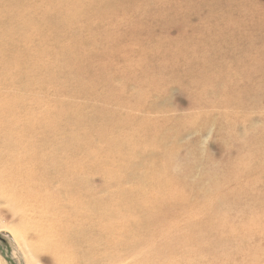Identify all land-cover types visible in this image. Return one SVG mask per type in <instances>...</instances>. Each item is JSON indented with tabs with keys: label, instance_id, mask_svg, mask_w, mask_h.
<instances>
[{
	"label": "bare ground",
	"instance_id": "6f19581e",
	"mask_svg": "<svg viewBox=\"0 0 264 264\" xmlns=\"http://www.w3.org/2000/svg\"><path fill=\"white\" fill-rule=\"evenodd\" d=\"M147 1L0 0V85L9 92H0V199L7 204V211L16 215L17 225L12 230L22 247L35 254L52 256L55 264H78L82 261L79 252L84 248L90 258L86 264H98L100 259H109L115 264H173L175 250L180 246L178 242L190 244L193 241L188 239L190 236L200 235L212 239L227 226L221 219L224 211L216 206V203L220 205L216 193L204 192L193 198L176 179L167 180L163 198H155L147 192H143L141 199H136L134 192L123 195L117 204L121 218L115 222L99 217L100 202L90 197L89 190L82 191V176L93 170L105 173L116 182L123 165L116 164L115 158L128 162L147 148L158 149L157 139L164 137L161 127L127 114L124 111L127 102L120 97H116L114 111L95 110L94 114H88L84 105L54 101L44 107V112H37L40 109L27 107L38 101V94L29 102L15 90L16 79L25 78L27 90L33 84L39 85L42 91L49 85H57L79 96L112 95L117 79L130 81L133 78L134 81L138 78L131 68L120 66L136 54L125 45L145 41L148 46L139 51L141 62L152 60L167 65L172 58L181 56L187 60L189 78L184 81L174 76L171 82L203 83L213 91V85L219 81L198 78L197 72L224 69V63L211 66L216 63L208 55L190 58L197 53L199 45L186 43L184 46L180 41L179 44L170 41L154 44L155 38L149 37L146 31L152 26L151 18L143 13V4ZM156 1L153 5L161 2ZM164 15L158 10L155 12V16ZM3 16L8 19L3 21ZM133 17L139 20L135 22ZM106 18L111 19L109 30L84 24ZM64 22L69 25L67 34L60 31ZM118 24H125L128 34L113 39L110 34L116 31ZM29 26H34L30 35H19L24 30L28 32ZM43 32L44 38L37 44L36 52L27 53L25 50L30 48L33 36ZM57 43H60L58 47ZM98 61L108 62L95 68L94 63ZM238 62L234 71L228 73L230 79L226 82L235 96L207 103L209 106H218L226 99L244 109L257 108L264 102V96H251V80L241 90L244 95L237 94L236 79L248 78L254 64L247 53ZM152 85L158 88L159 84ZM208 97L203 88L194 102L207 101ZM130 104L139 106L140 101L133 99ZM63 116H68L70 121L63 123ZM203 116L210 118L208 114ZM224 118L232 130L240 122L250 120L242 111L229 112ZM79 130L83 131V138H74ZM114 130H118L117 136L109 138ZM92 135L98 137L99 144L91 140ZM252 138L241 152L260 162L259 166L251 162L239 166L223 182L215 180L213 190H221V187L227 190L233 179L239 186L228 190L230 195L237 196L239 189L261 180L264 151L260 144L264 142V132ZM80 146L84 148L77 152ZM84 155L88 157L86 165L82 164ZM167 170L168 166L159 170L156 177L165 179ZM252 221L257 222L256 226L261 225L254 217ZM142 228L151 230V237L133 242ZM181 235L187 237L180 239ZM100 245L104 250H99ZM139 251L143 252L139 255ZM129 258L132 259L129 261Z\"/></svg>",
	"mask_w": 264,
	"mask_h": 264
},
{
	"label": "rangeland",
	"instance_id": "374dc122",
	"mask_svg": "<svg viewBox=\"0 0 264 264\" xmlns=\"http://www.w3.org/2000/svg\"><path fill=\"white\" fill-rule=\"evenodd\" d=\"M157 1L161 2L153 5L154 0H148L143 4L145 10L143 13L152 21V26L146 30L149 37L155 38L154 44L165 41L175 44L180 41V45L184 46L186 43L199 45L197 53L190 58L208 55L216 63L211 66L224 63V69L222 67L197 72L198 78L219 81L213 85V91L203 83L187 85L171 82L174 76L184 81L189 78L186 72L187 60L181 56L172 58L167 65L152 60L141 62L139 51L148 46V42L145 41H134L125 45L132 48L136 54L129 62L120 63V66L131 68L138 74V78H134L136 79L134 81L133 78L130 81L117 79L113 84L112 95L98 93L93 96H79L57 85H49L46 91H42L39 85L33 84L27 90L25 78L16 79L15 90L29 102L34 94H38V101L29 103L27 107L40 109L37 112H44V107L54 101L58 104L65 101L74 105H84L88 114H94L95 110L114 111L117 109L116 97H120L127 102L124 108L127 114L136 119L150 120L161 127L164 137L157 139L158 149L147 148L128 162L115 158L116 164L123 165V171L116 182L105 173L93 170H88L82 176V191L86 193L85 191L89 190L90 197L100 202L99 217L103 219L108 217L115 222L121 218L117 204L123 195L134 192L135 198L141 199L144 196L143 192H147L155 198H163L166 195L163 186L167 180L176 179L193 198L204 192L216 193L220 203V205L216 203V206L224 211L221 219L227 226L221 229L219 235L211 237L213 240L200 235L188 236V239L193 241L184 244L187 246L178 242L180 246L175 250L173 264H264V174L255 185L239 189L241 192L237 196L230 195L228 190L239 186L233 179L229 181L227 190L224 187H221V190L219 188L213 190L215 180L223 182L227 175L239 166L249 162L256 166L260 164L241 152V149L249 144L256 134L264 132V102L257 108L249 106L245 109L228 102L227 99L235 95L226 87V82L230 79L228 73L234 71L235 65L240 64L238 60L247 53L249 59L254 61L253 68L250 66L253 71L248 78L236 79L235 83L238 85L236 92L238 95H244L241 90L245 87L244 84L251 80V96L257 98L264 96V0ZM157 10L162 12V15L168 14L163 17L155 16ZM6 19L8 17L3 16V21ZM132 19L135 22L139 20L135 17ZM128 20L131 21V18ZM114 22L115 20H112L113 24ZM64 23L66 25L63 24L60 31L67 34L69 25ZM84 24L102 27L105 30L112 26L110 18L102 21L92 19ZM115 26H118L116 31L110 34L111 37L113 35V39L128 34L125 32L127 28L125 24ZM215 27L218 29L215 30ZM33 29L34 26H29L28 32L24 30L19 35H30ZM44 35V32L34 35L30 48L25 51L34 54L37 44ZM205 38L208 40L198 43ZM59 44L57 43L56 47ZM106 62L108 61H98L94 66L98 68ZM154 82L159 84L158 88L152 85ZM203 88L209 94L207 101L194 102V98ZM0 92L9 93L3 85H0ZM225 98L227 99L218 106L208 105ZM133 99H138L140 105L132 106L130 102ZM235 111H242L250 120L240 122L239 126L232 130L224 115ZM204 114L210 115V118L202 117ZM61 121L65 123L70 119L63 116ZM117 134L118 130H114L109 134V138H115ZM83 136L82 130L74 133V138L81 139ZM91 140L95 144L100 143L96 135H92ZM260 147L264 151V142ZM83 148L80 146L76 150L80 152ZM98 150L99 148H96V151ZM87 163L88 157L84 155L82 164ZM166 166L168 170L165 179L157 178V172ZM11 213L7 211L5 201L0 199V264H55L52 256L46 253L35 254L22 247L12 230L17 225V218ZM253 217L261 222L260 226L254 224L257 222L252 221ZM182 222L180 225L184 224ZM151 235V230L142 228L132 241H142ZM184 237L187 236L181 235L180 239ZM98 248L100 251L104 250L103 245ZM85 250L86 248L79 252L82 261L77 262L78 264L89 262L90 258H87ZM141 252L143 251H139V255ZM29 253L35 258H31ZM130 259L132 258H129V261ZM98 264L115 263L109 259H100Z\"/></svg>",
	"mask_w": 264,
	"mask_h": 264
}]
</instances>
